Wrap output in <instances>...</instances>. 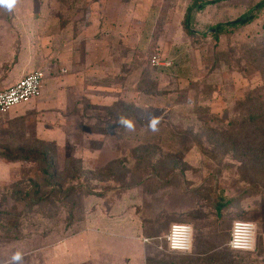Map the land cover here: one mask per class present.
I'll use <instances>...</instances> for the list:
<instances>
[{
    "label": "rangeland",
    "instance_id": "rangeland-1",
    "mask_svg": "<svg viewBox=\"0 0 264 264\" xmlns=\"http://www.w3.org/2000/svg\"><path fill=\"white\" fill-rule=\"evenodd\" d=\"M191 1L0 0V21H8L0 23V60L17 45L34 51L36 41L63 54L72 48L78 77L55 82L65 96L58 109L33 108V99L0 113V153L39 154L53 173L47 180L37 159L0 157V264H145L157 249L172 259L163 240L175 222L190 225L196 240L184 256L215 246L264 264V189L252 184L264 178L243 174L209 138L215 129L219 139L229 134L248 95H264V12L217 40L210 30L262 0L207 5L188 34ZM125 108L131 127L119 118ZM34 185L41 203L15 201ZM143 219L156 223L152 232ZM236 220L256 225L248 256L227 247Z\"/></svg>",
    "mask_w": 264,
    "mask_h": 264
},
{
    "label": "trees",
    "instance_id": "trees-1",
    "mask_svg": "<svg viewBox=\"0 0 264 264\" xmlns=\"http://www.w3.org/2000/svg\"><path fill=\"white\" fill-rule=\"evenodd\" d=\"M220 1V0H219ZM218 0H192L191 3L185 10L184 16V25L188 34H192L193 30L190 29V26L195 20L196 15L203 11L207 5H212L219 2ZM264 12V0L257 3L251 10H249L244 15L236 18L235 20L217 24L214 28H212L211 34L215 40L218 39L219 35L223 34L226 28H235L240 26H247L254 23ZM263 89H261L254 96H247L241 103L238 104L237 115L234 119L229 120V134L223 135L221 139L216 136V129L213 131V135H210L209 138L213 140L217 148H222L223 153L225 155H229L232 161L236 162L240 165V170L243 174H251L255 175V179H260V177L264 178V95L261 94ZM130 108V107H129ZM128 111L127 108L121 112L119 118L121 120H127V115L125 114ZM126 115V116H125ZM200 143V142H199ZM0 157L14 161V160H33L37 159L38 162L42 161L47 164V168L42 170V173L45 174L47 180H53V173H51L49 169L52 168V160L45 159V157L40 156L39 154H34L32 156L23 157H13L8 156L6 154H1ZM252 184L256 187H263L261 180L255 181L252 180ZM264 181V180H263ZM35 190L32 191L33 194L30 196V193L27 191L26 193L22 191H17L14 193L15 201L17 203H22L27 201L29 204L34 202L37 204L41 203L45 198H39L41 196L40 187L38 185H34ZM28 189V188H26ZM29 190V189H28ZM93 192V191H92ZM50 194V193H49ZM51 195V194H50ZM224 205L221 202H217L214 205V210L217 215L224 209ZM199 213V212H198ZM200 215V213H199ZM146 219H150L146 217ZM154 221V219H152ZM143 226L146 232H152L156 227V223L150 222L149 226H146L148 222L145 223V219H143ZM181 223V222H175ZM149 228L148 231L146 228ZM158 230L161 231L159 226ZM230 235V234H229ZM151 240L157 244L156 238ZM229 240V239H228ZM164 247L166 249V241L163 240ZM196 240H193V243ZM228 243V242H227ZM197 244L194 243V248ZM228 247V246H227ZM158 248V247H156ZM217 247H210L205 254L199 253L198 256L193 254V257L184 256L185 254H177V253H169L173 256L172 259L169 257H165L163 254L164 251L159 249L156 252H152V257L147 258L145 264H250L249 259H246L243 256H235L227 249L223 252H217ZM159 250V251H158ZM232 251V250H231ZM235 252V251H232ZM242 253V252H235ZM251 254V253H245ZM195 256V257H194ZM201 256H205V258H200ZM238 257V259H235Z\"/></svg>",
    "mask_w": 264,
    "mask_h": 264
},
{
    "label": "crops",
    "instance_id": "crops-1",
    "mask_svg": "<svg viewBox=\"0 0 264 264\" xmlns=\"http://www.w3.org/2000/svg\"><path fill=\"white\" fill-rule=\"evenodd\" d=\"M0 23H8V21L3 20L0 21ZM35 45L36 47H34V51L29 50L31 49L29 47L21 48L19 45H17V49L15 48V51L12 52V58L10 60H0V90H4L12 86L17 80H19L23 76H26L34 71L40 70L44 73L41 95L39 97L40 99H34V102H32L31 105L33 108L37 107V105L38 107H40L41 105L44 107H48V109H58L57 107L63 103L61 101V98H64L65 96L57 95L58 90L54 85H56L55 82H58L60 80H64L66 82L71 81L69 85H73L74 80H78V77H75L77 72L74 71L76 64V62L74 61L75 55L73 54L72 48L69 52L67 51L68 49L65 50L66 52L63 54L60 51L58 52L57 45H55L54 48H47V46H44L43 43L37 45V41L34 43L33 46ZM62 58H65L64 67L61 63ZM63 68L66 69V71H69L70 68L71 72L67 74L65 73ZM48 82H53V87L50 86V88H48ZM56 98H60V100H57ZM37 99L39 100L38 102ZM31 101L29 103H31ZM37 110L41 111L42 108H36L35 111ZM109 215L115 217L117 214H108V216ZM145 239H147V241H145ZM145 239L143 240V242L149 244L150 238Z\"/></svg>",
    "mask_w": 264,
    "mask_h": 264
},
{
    "label": "built area",
    "instance_id": "built-area-1",
    "mask_svg": "<svg viewBox=\"0 0 264 264\" xmlns=\"http://www.w3.org/2000/svg\"><path fill=\"white\" fill-rule=\"evenodd\" d=\"M151 64L160 66L161 62L158 57L154 56L151 58ZM43 78V71L37 70L23 76L12 86L0 90V113H5L18 105L39 98ZM164 239L168 252L186 254L192 249L193 229L185 223H172ZM227 246L235 252H254L256 248V225L247 220L233 221Z\"/></svg>",
    "mask_w": 264,
    "mask_h": 264
},
{
    "label": "clouds",
    "instance_id": "clouds-1",
    "mask_svg": "<svg viewBox=\"0 0 264 264\" xmlns=\"http://www.w3.org/2000/svg\"><path fill=\"white\" fill-rule=\"evenodd\" d=\"M3 3H7L9 5V7H11V4L13 3V0H3ZM122 123H124L128 127H131V124L128 121H126V120L122 121ZM156 123H157V121H155V120L152 121V125L151 126H152L153 129H155Z\"/></svg>",
    "mask_w": 264,
    "mask_h": 264
}]
</instances>
